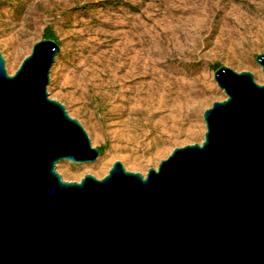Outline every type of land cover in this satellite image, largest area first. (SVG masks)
Here are the masks:
<instances>
[{
	"label": "water",
	"instance_id": "water-1",
	"mask_svg": "<svg viewBox=\"0 0 264 264\" xmlns=\"http://www.w3.org/2000/svg\"><path fill=\"white\" fill-rule=\"evenodd\" d=\"M60 51L36 42L14 75L0 52V264H264V80L222 65L201 144L68 182L58 164L101 152L48 92Z\"/></svg>",
	"mask_w": 264,
	"mask_h": 264
},
{
	"label": "rangeland",
	"instance_id": "rangeland-1",
	"mask_svg": "<svg viewBox=\"0 0 264 264\" xmlns=\"http://www.w3.org/2000/svg\"><path fill=\"white\" fill-rule=\"evenodd\" d=\"M47 30L61 46L51 99L106 147L97 163L58 164L68 182L102 179L117 161L146 176L175 148L201 144L204 112L226 99L213 65L264 80V0H0L9 75Z\"/></svg>",
	"mask_w": 264,
	"mask_h": 264
},
{
	"label": "trees",
	"instance_id": "trees-1",
	"mask_svg": "<svg viewBox=\"0 0 264 264\" xmlns=\"http://www.w3.org/2000/svg\"><path fill=\"white\" fill-rule=\"evenodd\" d=\"M44 38H47V39H52V40H55V41H57L58 42V37L56 36V34L53 32V31H51V30H47L46 32H45V36H44ZM59 43V42H58ZM222 65H220V64H215V65H213V69H214V71H217L220 67H221ZM100 149V152H101V155H103L104 154V152L106 151V147H100L99 148Z\"/></svg>",
	"mask_w": 264,
	"mask_h": 264
}]
</instances>
